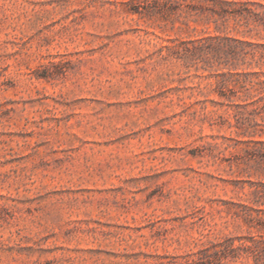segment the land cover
Returning <instances> with one entry per match:
<instances>
[{"label":"rangeland","instance_id":"1","mask_svg":"<svg viewBox=\"0 0 264 264\" xmlns=\"http://www.w3.org/2000/svg\"><path fill=\"white\" fill-rule=\"evenodd\" d=\"M172 3L0 0V264H264V119L191 56L264 30Z\"/></svg>","mask_w":264,"mask_h":264},{"label":"trees","instance_id":"2","mask_svg":"<svg viewBox=\"0 0 264 264\" xmlns=\"http://www.w3.org/2000/svg\"><path fill=\"white\" fill-rule=\"evenodd\" d=\"M186 0H173L175 10L205 13L218 16L223 23L229 19H236L239 24L245 21L246 25L254 19L259 27L264 30V11L256 12L247 7L251 2L240 3L233 0H203L194 3ZM264 10V4L251 3ZM210 41V42H209ZM213 41V40H212ZM211 39L201 42L192 52L191 56L197 57L210 67L218 66L221 78L218 82L221 105L234 106L237 109L252 108L251 121L261 116L264 119V40H247L229 35L217 39V44L212 45ZM242 114V112L238 113ZM238 114L236 117H238ZM238 120V119H237ZM264 144L263 141H259ZM227 257V256H226Z\"/></svg>","mask_w":264,"mask_h":264}]
</instances>
